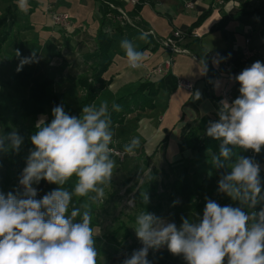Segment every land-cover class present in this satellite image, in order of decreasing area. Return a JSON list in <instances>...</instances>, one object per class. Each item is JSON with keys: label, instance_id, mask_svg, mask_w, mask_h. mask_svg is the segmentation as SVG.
Here are the masks:
<instances>
[{"label": "clouds", "instance_id": "1", "mask_svg": "<svg viewBox=\"0 0 264 264\" xmlns=\"http://www.w3.org/2000/svg\"><path fill=\"white\" fill-rule=\"evenodd\" d=\"M20 11L26 12L28 0H17ZM142 32L140 40H146ZM131 69L143 65L145 53L133 41H120ZM208 51V50H207ZM17 57L20 53L16 51ZM20 59L17 71L33 62ZM207 64L203 71L207 73ZM240 95L233 101L222 99L217 121H209L207 136L219 141L218 152H212L211 163L216 169L230 168L221 174L218 191L240 206H221L205 197L202 217H181L174 221L141 211L135 219V234L142 247L134 250L122 264H152L149 250L166 246L174 256H182L186 264H264V202L260 165L253 157L237 156L234 148L259 154L264 147V63L253 62L234 77ZM218 86V82H217ZM199 91L195 99H200ZM112 110L120 106L113 103ZM50 123L41 118L30 140V149L19 178L22 192H0V264H97L98 252L92 227L90 203L73 205V196L102 201L110 184L116 161L112 159L113 131L109 103L85 105L79 118L65 112L63 104L52 108ZM7 142V145H6ZM23 137L16 131L0 136V151H19ZM231 146V147H230ZM140 147L138 138L124 146L134 154ZM72 191L63 186L73 177ZM42 180L60 187L36 199ZM94 194V195H91ZM143 203H149L147 193ZM130 205L132 202H129ZM79 222H77V218Z\"/></svg>", "mask_w": 264, "mask_h": 264}, {"label": "crops", "instance_id": "2", "mask_svg": "<svg viewBox=\"0 0 264 264\" xmlns=\"http://www.w3.org/2000/svg\"><path fill=\"white\" fill-rule=\"evenodd\" d=\"M42 1L45 4L43 9L35 6L37 3L41 4L40 2ZM116 1L118 5L130 14L134 5L122 0ZM150 1L154 3V7L149 3H144L139 13L134 15L133 18L141 21L142 25L152 31L155 41L156 39L162 40L173 29L185 32L189 25L211 2V0ZM188 1L192 3L191 7H184ZM223 1L224 5L222 4V6L217 8L213 6L211 14L193 30L192 36H188L183 40V44L188 45L189 53L172 56V63L168 72L161 76L162 87L153 97L154 107L152 109L135 110L126 115L122 124L111 125L113 131L112 143L109 145L111 148L116 147L117 150L124 151V146L130 143L133 138H138L140 141V147L135 150L137 158H125V162L137 160L140 162L145 158L143 168L141 164L139 167H135L138 170L131 171L132 169H129L127 165L123 166V164L115 169V173L120 172L117 176L123 175L125 179L134 174L143 176L153 164L161 167L178 159H182L184 162L188 161L189 165H192L190 161L196 157V152L190 149L181 152L178 150V143L189 129L198 130L204 135L209 121H217L215 117L216 110L205 93V73L202 72L203 63L192 54V51L205 59L209 55L212 56L213 67L219 68L220 65L215 55L228 46L223 39V33L220 30L210 32V28L223 15L232 17V20L227 23L224 29L231 41V48L228 52L229 60L234 46L241 45L243 40L248 38L250 39V46L255 49V56L249 60V66L258 60L264 63V47L260 46L262 43L260 36L261 27L255 26L252 28L250 19L244 15H237L239 8L232 6L231 0ZM28 3L30 7L26 12L20 11L17 6L15 24L11 32V34L14 33L13 38H10V34L1 52L3 64L0 67L4 66V64L18 66L21 58L31 57L35 53L33 62L25 64L22 70L18 71V73L16 72V81L18 78H22L23 80L28 79L33 83L42 81L45 78L53 79L54 77H59V80H62L64 76L68 78L69 75H74L76 80L78 75L88 73L90 67L96 63V42L94 36L97 30L102 29L113 39L109 49L111 64L103 73V78L109 83L97 93L93 103L99 106L101 102L107 101L110 109L117 98L131 93L141 81L146 79L156 80L149 76V71L170 57L169 52L157 42L155 43L149 36L146 40H140V31L122 25L117 20L107 16V8L103 0H28ZM6 5L7 0H0V17L5 11ZM48 9L68 12L73 24L71 30L59 33L58 28L47 27L46 23L50 22L49 16L47 15L46 17L43 12H47ZM167 17L171 19L170 22ZM56 33L58 34L56 35ZM54 34L57 38L56 42L63 49L62 56L58 54L53 44ZM194 37H199L200 42L197 43L193 39ZM124 38L139 42V45H136L137 49L145 53L146 58L143 65L138 69H131L127 64L125 53L119 46L120 41ZM17 50L20 53V57L16 55ZM88 53H91L89 57ZM232 55L236 58L234 53ZM7 58L9 61L13 59L14 62L9 64ZM85 62L88 64L86 65ZM61 65L68 66L60 67ZM22 71L24 73L19 74ZM179 80L193 83V90L187 91L179 87ZM233 83L232 80L225 79L224 75H220V78L215 80L213 85L215 94L219 96V90L222 87H233ZM27 90L21 92L27 93ZM197 91L201 94L198 100L195 99ZM77 108L80 109L78 116L76 115L79 118L82 114V109L78 106ZM165 135L167 140L162 141ZM124 156H126V153ZM146 163H149L148 167ZM261 168L264 170V166H261ZM122 193H124V187ZM262 194H264V186H262ZM237 204L240 206L238 202ZM72 205L70 204L71 209ZM104 207L105 211L99 210L97 225L93 227L97 232L94 241L96 249L98 246H102L107 249L108 253L99 255L98 259L103 264H122V261L130 256L134 250L141 248L142 244L135 234V226L132 225L130 227L131 236L121 243L118 250L111 252L115 247L109 244L108 240L103 238L102 235L109 231L108 228L114 224V221L111 222L110 220L113 212L112 207L108 203H105ZM262 207H264V202L258 204L255 209L243 207V210L246 212L252 210L258 212ZM196 215V213L189 211L178 212L172 210L163 218L174 221L179 227L182 223V216L193 220ZM199 216L202 217V215ZM147 258L152 264H186L182 256L172 255L166 246L156 251L149 250Z\"/></svg>", "mask_w": 264, "mask_h": 264}, {"label": "trees", "instance_id": "3", "mask_svg": "<svg viewBox=\"0 0 264 264\" xmlns=\"http://www.w3.org/2000/svg\"><path fill=\"white\" fill-rule=\"evenodd\" d=\"M106 1H110L118 5L116 0ZM16 2L17 0H7L5 11L0 17V58H2L1 52L3 45L9 38L15 24L17 12ZM137 2L138 4L134 5L129 14L131 18L139 13L144 3H149L151 6L154 5V3L150 0H137ZM213 4L214 0H211L207 8L202 11L189 25L185 32L186 37L192 36V31L211 14L213 10ZM248 6L249 1L245 0L244 4L240 6L239 11L241 15H244L251 20L250 25L252 28L255 26L261 27L260 36L262 43L260 46L264 47V7L260 6L250 8ZM112 12L116 14L115 11ZM167 18L170 22L171 19L169 17ZM231 20L232 17L223 15L221 19L210 28V32L220 30L223 33V39L228 46L224 50H221L216 56L220 65L218 69L214 68L212 65V56L209 55L208 58L205 59L192 51V54L201 60L203 64H207L208 70L204 76L205 93L206 97L212 102L213 107L216 110L217 120V112L220 107L219 102L221 101V97L215 94L213 85L215 80L220 78L224 64L223 57L228 55V52L231 48V41L224 31L225 26ZM135 24L139 27L142 26L141 28L144 30H148V27L142 25L143 23H141L139 20H135ZM117 28L119 29V27ZM148 36L153 41H155L153 36ZM193 39L197 43L200 42L199 37H194ZM94 40L96 42V63L90 67L88 73L80 74L76 77L77 84L84 90V95L78 105V107L81 109L85 105L92 104L97 97V93L109 83L103 78V73L111 64L109 49L113 39L107 32L99 29L95 33ZM182 46L185 48L188 47L187 44L183 43ZM248 62L249 60L243 61L241 54L238 52L237 58L231 63V77L234 78L236 75H238L240 71V65H242V67H247ZM2 64L3 60L1 59L0 66ZM23 73L24 71L20 72L19 74ZM0 84H3L2 81ZM162 84L161 77L154 81L146 79L141 81L136 89H134L131 93L117 98L114 103L120 106V110L115 111L112 110V107H110L109 111L112 121L111 125L122 124L126 115L134 112L135 110L152 109L154 107L153 97L158 93L159 89L162 87ZM52 86L53 79L51 78H45L42 81H35L31 83L28 86L26 95L20 100L19 104L14 109L19 112L18 116H8L5 114V110H7L9 106L2 102L1 98L3 97V93L0 91V125L3 126L4 133H9L12 126H16L20 119H26L29 117L35 118L39 115H44L46 110L41 105V103L43 100H45L48 94L51 93ZM239 95V91L234 93L233 100ZM65 112L70 116H74L75 109H65ZM52 119L53 116L51 115L46 118V122L50 123ZM35 131L36 125L28 128V132L31 135H33ZM166 140L167 136L165 135L162 141ZM219 143V141L207 136L206 133L202 135V133H200L198 130L189 129L178 143V150L182 152L190 149L196 152V157L190 161L192 162L191 166L189 165L188 161L184 162L182 159H178L172 163H166L165 166L161 167L153 164L143 176H141V174H134L122 181L121 186L124 187V193L132 197L133 205L128 211L119 210L118 215L114 217V220H119L118 224L102 235L103 238L108 240L109 244L115 247V249H113L111 252L118 250L121 246V243L126 238L131 236L129 225L136 226L135 219L141 211H146L159 217L165 216L172 210L178 212L189 211L202 215L206 204L205 197L215 200L221 206H238L236 201L231 200V198L226 194L220 193L218 191V180L220 179L221 174L230 171V168L216 169L211 163L210 154L212 152H218ZM109 147L111 148V146ZM233 151L237 156L243 157H252L253 152L252 150L245 151L240 148H234ZM254 159L259 163L260 168L261 166H264V147H262L259 154L255 155ZM9 163H12V159H10ZM146 166L148 167L149 163H146ZM260 176L262 186H264V177H262L261 171ZM5 178L6 175L1 182L2 185L5 183ZM75 181L76 177L73 176L63 187L69 191H72ZM43 182L44 180H42L40 183ZM2 185H0V190H3V193L5 194L8 192H13L15 194L16 192L23 191L20 189H15L14 184L1 188ZM112 186L113 183L111 179L110 184L105 188V197L103 201L92 203L88 197H76V203L79 206L83 203L91 204L92 227L97 225V215L99 210L105 211V203H109L112 199H119L118 190L114 187L112 188ZM143 193H147L149 196V203L147 204L143 203ZM170 203H172V207L169 206ZM71 210L72 209L69 207V212ZM121 217H125L126 221L121 219ZM79 219L80 218L78 217L77 222H79ZM97 252L98 256L108 253L107 249L102 246H98ZM97 264H103L99 261L98 257Z\"/></svg>", "mask_w": 264, "mask_h": 264}, {"label": "rangeland", "instance_id": "4", "mask_svg": "<svg viewBox=\"0 0 264 264\" xmlns=\"http://www.w3.org/2000/svg\"><path fill=\"white\" fill-rule=\"evenodd\" d=\"M248 1H249L248 7L250 8H255V7H260V6L264 7V0H248ZM244 2L245 0H231V3H232L231 5L240 9V6H242ZM40 3L41 4L37 3L35 6L43 9L45 4L43 1ZM136 4H138V2ZM222 4L224 5V3H221V4L216 3L215 5L213 4V6L217 8V7L222 6ZM48 12L49 11L47 12L44 11L43 15L47 17V15L49 14H46V13ZM237 15L238 16L241 15L240 11H238ZM46 24H47V27H50L52 29L58 28L59 33L66 32L65 29L61 26L54 25L51 22H47ZM72 27H73V24H72ZM13 34L14 33L11 34L10 38H13ZM57 34L58 33H56V35ZM56 35L54 34V38L52 39V41H53V44L58 54L62 56L63 49H61V46H59V44L56 42V39H57ZM133 43L135 45H139L138 44L139 42L137 41H134ZM90 54L91 53H88V57ZM234 59H235V56L232 55L231 53L230 60L233 61ZM87 60H89V58H87ZM7 61L9 62V64L14 62L13 59L9 61L8 58H7ZM85 64L87 65L88 63L85 62ZM66 66L68 65H61L60 67H66ZM247 67H249V64ZM17 68H18L17 65L12 66V65H5V64L4 66L0 67V82L2 81L3 83L2 85L0 84V91H2L3 93V97L1 98V100L3 103L9 106L8 109L5 110V114L8 116L10 115L18 116L19 112L14 109L19 104L20 100L26 95L25 92H21V91H26L28 85L31 83V81H29L28 79L23 80L22 78L21 79L18 78V80L16 81L17 78H15V74L16 72L18 73ZM53 79H54V84L51 89V93H49L48 96L45 98V100H43V102L41 103V105L45 108L46 113L44 115H39L35 118L29 117L26 119H20L17 125L12 126V128L10 129L9 133L16 131L21 137H23V143L21 144L18 152L13 151L10 147L8 148L7 151H0V185H2L1 182L4 179V176L6 175V178L4 180L5 183L1 186V188L8 187L11 184H14L15 186V182H16V179L19 177L20 170L26 167V159L29 155L30 149L33 148V145L31 144V140H30L31 134L28 132L29 127L36 125L37 122L42 117L46 119L49 116H51L52 108L59 104H63L64 110L69 109V108L75 109L74 116H76L80 112V109H78L77 106L81 98L84 95V90L76 83L74 75H69L68 78H65L64 76L62 80H59V77L57 78L54 77ZM236 92L238 91H235L234 93ZM9 133H4L3 126L0 125V136H6ZM6 145H7V142H6ZM111 149H112V158L113 159L115 158L114 160L116 161V166L114 168V171L116 168L121 167L123 164H124L123 166L127 165L129 169H132L131 171L138 170L135 167L137 166L139 167V165L141 164H142L141 167L143 168L145 164V160H144L145 158H143L140 162H138V160L133 161V162L131 161L125 162L128 157L129 159H133V158L136 159L137 158L136 152L130 155L124 151L117 150L116 147H112ZM125 153H126V156H124ZM10 159H12V163H9ZM114 171H113V175L111 178L112 183H113L112 188L114 187L118 190V198L120 199V201L119 199L117 200L112 199L108 203L112 207V212H113V215L111 216L110 220L111 222L114 221V224L110 226L108 230H111L118 224L119 220H114V217L118 215L119 210L128 211L131 208L126 205V201L130 197V195L122 193L123 187L121 186V183L125 178L123 177V175L117 176V174L120 172L115 173ZM34 186L37 187V191H38V197H36V199H42V197L45 194L60 187L56 184L48 183L47 181H44L43 183H40ZM0 192H3V190H0ZM75 199H76V196H73L72 204L75 206H78V204H75L76 203ZM169 206L172 207V203H170ZM121 219L126 221L125 217H121ZM129 227H132V225H129Z\"/></svg>", "mask_w": 264, "mask_h": 264}, {"label": "built area", "instance_id": "5", "mask_svg": "<svg viewBox=\"0 0 264 264\" xmlns=\"http://www.w3.org/2000/svg\"><path fill=\"white\" fill-rule=\"evenodd\" d=\"M118 1H121V0H118ZM122 1L131 3L132 5H135L137 3V0H122ZM215 2L218 4L224 3L223 0H215ZM103 3L105 5V7L107 8V12H106L107 16L111 17L112 19L117 20L122 25H126L130 28H134V29L140 31V33L148 32V33H150L149 35L155 37L151 30H144L141 27L137 26L135 24V19L131 18L129 16V14L120 5H116V4H114L110 1H106V0H103ZM191 5H192V3L188 1L185 3L184 7H191ZM47 11H49L48 16H49V20L52 24L57 25V26H61L67 31L71 30L72 20H71V16L67 12H65V11H54L51 9H48ZM112 11H115L116 14H114ZM185 35L186 34L184 31H181L178 29H175V30L173 29L162 40L156 39V42L169 52L170 57L168 59L164 60L162 63L153 67L149 71V76H152L155 79L160 78L162 75H164L166 72H168V70L171 66V63H172V56L173 55L188 54L189 53V50L182 46L183 40L186 38ZM250 44H251L250 39L245 38L241 45L234 46L232 53H234L236 55V58H237V55L239 52L242 56L243 61L249 60L255 56V49L253 47H251ZM217 55L218 54L215 55V58ZM223 60H224V64H223V69H222L221 75H224L225 79L230 80V81L232 80L234 83H233V87H229V86L222 87L219 90V96L221 97V99H227L229 102H231L233 100L234 92L239 90L240 85L230 75V69H231L232 61L229 60V56L228 55L224 56ZM244 68L245 67H242V65H240L239 73ZM178 85H179V87L184 88L187 91H192L194 88L193 83H191L189 81H185V80H179ZM255 155H256V153L252 152L253 158L255 157ZM22 170L23 169L20 170L19 177L16 179L15 186H14L15 189L23 190L22 186L19 185V178L21 176ZM261 173H262V177H264V171L261 170ZM33 187H35V186L33 185ZM35 188H37V187H35ZM37 197H38V195H37ZM130 201L132 202L131 205L129 203ZM126 205L130 206V207L133 205L132 197H129L127 199Z\"/></svg>", "mask_w": 264, "mask_h": 264}]
</instances>
